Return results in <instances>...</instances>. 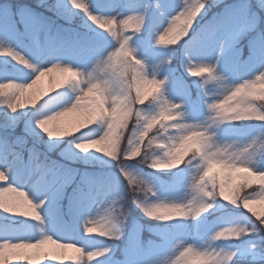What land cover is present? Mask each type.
Returning <instances> with one entry per match:
<instances>
[{"label":"clouds","instance_id":"9594fccd","mask_svg":"<svg viewBox=\"0 0 264 264\" xmlns=\"http://www.w3.org/2000/svg\"><path fill=\"white\" fill-rule=\"evenodd\" d=\"M23 2L0 264H264V0Z\"/></svg>","mask_w":264,"mask_h":264},{"label":"snow or ice","instance_id":"6c2138e0","mask_svg":"<svg viewBox=\"0 0 264 264\" xmlns=\"http://www.w3.org/2000/svg\"><path fill=\"white\" fill-rule=\"evenodd\" d=\"M10 7H3L0 3V20H8L11 22L12 30L14 34H17V29L21 25H28L33 21V15L24 6L23 0H9ZM5 259L7 264H22L21 259L18 256L5 253Z\"/></svg>","mask_w":264,"mask_h":264},{"label":"rangeland","instance_id":"374dc122","mask_svg":"<svg viewBox=\"0 0 264 264\" xmlns=\"http://www.w3.org/2000/svg\"><path fill=\"white\" fill-rule=\"evenodd\" d=\"M0 32H3L10 38H15L17 35L13 33L11 22L8 20H0ZM163 178L167 179V176H163Z\"/></svg>","mask_w":264,"mask_h":264},{"label":"trees","instance_id":"16d2710c","mask_svg":"<svg viewBox=\"0 0 264 264\" xmlns=\"http://www.w3.org/2000/svg\"><path fill=\"white\" fill-rule=\"evenodd\" d=\"M4 0H0V3H3ZM162 176H165L164 174H161ZM13 264H15V262H13Z\"/></svg>","mask_w":264,"mask_h":264}]
</instances>
